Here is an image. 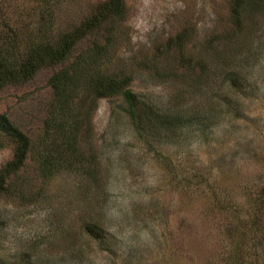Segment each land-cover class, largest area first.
I'll use <instances>...</instances> for the list:
<instances>
[{
	"label": "rangeland",
	"instance_id": "1",
	"mask_svg": "<svg viewBox=\"0 0 264 264\" xmlns=\"http://www.w3.org/2000/svg\"><path fill=\"white\" fill-rule=\"evenodd\" d=\"M105 1L64 0L56 15L68 27ZM229 1L124 0L115 63L131 65L139 127L121 96L102 99L82 141L94 177L43 180L29 161L19 192L0 191V264H264V44L237 66L247 90H230ZM53 72L0 93V112L32 137ZM12 152L0 150V168Z\"/></svg>",
	"mask_w": 264,
	"mask_h": 264
},
{
	"label": "trees",
	"instance_id": "2",
	"mask_svg": "<svg viewBox=\"0 0 264 264\" xmlns=\"http://www.w3.org/2000/svg\"><path fill=\"white\" fill-rule=\"evenodd\" d=\"M62 1L33 0L35 6L30 10L35 12L25 14L26 2L0 0V93L30 82L45 69L54 70L48 79L51 100L36 136L28 135L6 113L0 112V150L10 147L13 151L12 158L0 168L1 192H19L15 180L20 181L19 174L29 161L37 165L43 180L65 171L94 177L97 157L87 153L82 141L93 130L100 100L121 96L133 125L139 127L143 118L139 100L130 87L134 81L131 65L115 63L118 27L129 15L124 0L94 3L68 27L56 15ZM229 8L232 29L219 37V42H236L248 54L238 56V46L231 51V60L237 57L238 63L227 70L225 79L230 90H247L246 66H237L250 60V55L264 44V23L260 22L264 0H230ZM255 32L262 34H257V40ZM144 107L143 111L149 112L145 104ZM168 116V121L173 119L171 111ZM168 121L163 124L168 126ZM257 200H261L260 209L264 210V186ZM251 219L255 222L257 217Z\"/></svg>",
	"mask_w": 264,
	"mask_h": 264
}]
</instances>
